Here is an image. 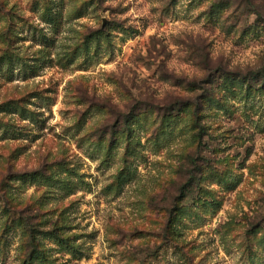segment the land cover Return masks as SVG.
Returning a JSON list of instances; mask_svg holds the SVG:
<instances>
[{"label": "rangeland", "instance_id": "1", "mask_svg": "<svg viewBox=\"0 0 264 264\" xmlns=\"http://www.w3.org/2000/svg\"><path fill=\"white\" fill-rule=\"evenodd\" d=\"M257 72L264 0H0V264H264Z\"/></svg>", "mask_w": 264, "mask_h": 264}, {"label": "trees", "instance_id": "2", "mask_svg": "<svg viewBox=\"0 0 264 264\" xmlns=\"http://www.w3.org/2000/svg\"><path fill=\"white\" fill-rule=\"evenodd\" d=\"M247 4V6L251 7L252 10L255 9V6L254 4L250 3V2H245ZM240 76H238V79H239ZM240 78H243V77H240ZM248 81L250 83H252L253 85L257 86V85H261L263 84L262 86L264 87V73L262 72H257V73H252L251 74V77H248ZM193 107V110H192V122H193V127L195 130L198 131V137L201 138V134L202 132L204 131L203 130V127L201 126V124L199 123V115H198V112L201 111V105L198 103V104H195V106H192ZM58 240H60L59 238H57ZM62 242V240H60Z\"/></svg>", "mask_w": 264, "mask_h": 264}]
</instances>
